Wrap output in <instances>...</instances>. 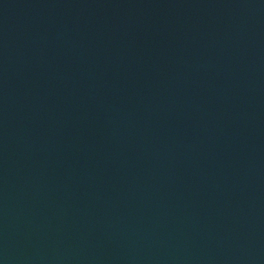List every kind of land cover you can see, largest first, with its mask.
Returning a JSON list of instances; mask_svg holds the SVG:
<instances>
[{
  "label": "water",
  "instance_id": "95a60500",
  "mask_svg": "<svg viewBox=\"0 0 264 264\" xmlns=\"http://www.w3.org/2000/svg\"><path fill=\"white\" fill-rule=\"evenodd\" d=\"M0 264H264V0H0Z\"/></svg>",
  "mask_w": 264,
  "mask_h": 264
}]
</instances>
